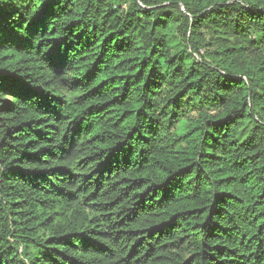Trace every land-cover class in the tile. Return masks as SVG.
I'll use <instances>...</instances> for the list:
<instances>
[{
  "label": "trees",
  "instance_id": "1",
  "mask_svg": "<svg viewBox=\"0 0 264 264\" xmlns=\"http://www.w3.org/2000/svg\"><path fill=\"white\" fill-rule=\"evenodd\" d=\"M0 264H264V0H0Z\"/></svg>",
  "mask_w": 264,
  "mask_h": 264
},
{
  "label": "rangeland",
  "instance_id": "2",
  "mask_svg": "<svg viewBox=\"0 0 264 264\" xmlns=\"http://www.w3.org/2000/svg\"><path fill=\"white\" fill-rule=\"evenodd\" d=\"M192 113H195V112H192Z\"/></svg>",
  "mask_w": 264,
  "mask_h": 264
}]
</instances>
